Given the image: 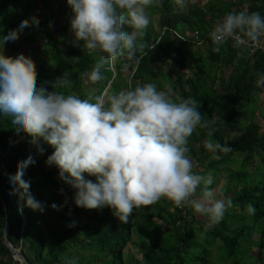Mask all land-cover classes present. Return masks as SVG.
<instances>
[{
  "label": "trees",
  "instance_id": "16d2710c",
  "mask_svg": "<svg viewBox=\"0 0 264 264\" xmlns=\"http://www.w3.org/2000/svg\"><path fill=\"white\" fill-rule=\"evenodd\" d=\"M145 8L150 23L138 38L143 51L104 64L102 79L96 82L87 74L107 54L86 50L82 40L73 43L67 0H0V51L26 56L40 44L44 55L32 51L28 57L35 65L36 84L82 99L92 97L93 102L104 95L107 103L111 95L146 83H155L176 102L194 98L207 126L196 127L185 155L199 163L193 172L211 173L213 183L199 185L192 199H200L205 187H218L231 206L218 221L201 213L213 226L202 225L193 206H178L167 197L134 209L126 223L109 207H78L75 190L60 178L55 165L46 164L54 148L43 140L32 143L9 117L0 116V264H20L5 244L7 223L9 242L29 264H263L264 51L251 48L255 41L246 37V45L237 46L230 38L215 51L210 32L229 12L264 15V0H203L186 7L177 0H152ZM30 17L38 23L4 49L3 35ZM124 29L131 31L127 25ZM259 43L264 46V36ZM258 111L263 124L256 120ZM209 140L232 150L214 153L205 146ZM29 155L35 163L26 168L23 179L30 181V193L44 202L43 212L27 207L7 183L16 174L17 161ZM85 176L95 181V176ZM53 202L62 205L60 210L50 207ZM72 221L76 223L69 227ZM130 245L139 247L141 259L130 257Z\"/></svg>",
  "mask_w": 264,
  "mask_h": 264
},
{
  "label": "clouds",
  "instance_id": "9594fccd",
  "mask_svg": "<svg viewBox=\"0 0 264 264\" xmlns=\"http://www.w3.org/2000/svg\"><path fill=\"white\" fill-rule=\"evenodd\" d=\"M151 2L67 0L73 43L82 40L86 50L107 54L87 74L91 81L102 79L104 64L125 53L135 57L138 50L143 51L145 45L138 38L150 23L145 5ZM177 3L186 7L187 0ZM33 23L38 20L30 17L3 35L4 49L8 41L18 40ZM125 25L130 26V32ZM261 36L264 15L247 10L226 13L210 32L217 45L215 51L230 38L239 46L247 40L258 43ZM34 67L22 53L11 57L5 55V50L0 51V116L9 117L17 125L16 131L28 134L32 143L43 140L54 148L46 164L55 165L60 178L75 190L76 206L109 207L126 223L134 209L167 197L178 206L186 202L214 220L224 217L232 201L216 199L211 188L205 187L200 199H192L199 185L213 183L211 173L203 176L193 172V163L185 155L189 152L188 138L196 127L207 126L194 98L176 102L155 83H146L111 95L107 103L104 95L95 96L93 102L92 97L82 99L38 86ZM260 77L264 79V73ZM64 79L67 82V77ZM205 146L214 153L232 150L219 141L209 140ZM33 163L31 155L17 161L16 174L8 177L7 183L27 207L43 212L44 202L30 193V181L23 179L26 168ZM85 173L95 176V181L86 178ZM50 207L60 210L62 205L53 202ZM249 209L254 211L251 205Z\"/></svg>",
  "mask_w": 264,
  "mask_h": 264
},
{
  "label": "rangeland",
  "instance_id": "374dc122",
  "mask_svg": "<svg viewBox=\"0 0 264 264\" xmlns=\"http://www.w3.org/2000/svg\"><path fill=\"white\" fill-rule=\"evenodd\" d=\"M203 2V0H187V4H190V3H198V2ZM187 6V5H186ZM146 9V8H145ZM158 18L156 17L155 18V21L157 20ZM157 22H155V24H156ZM74 37H73V41H74ZM78 44H79V42H78ZM32 51H35L37 54H40V55H44V53L42 52V46L39 44V45H35V46H32V48L31 49H28L27 51H26V56L27 57H30L31 56V52ZM115 64V60H113V65ZM166 66H167V64H166ZM161 69H166V67H165V65L163 64V65H161ZM187 72H189V71H187ZM167 88H168V90H169V86H167ZM260 113H259V111L258 112H256V120L259 122V123H261V124H263V122H262V120L260 119V115H259ZM192 163H193V169H192V171H195V170H197L200 166H199V163L198 162H196V161H191ZM226 178V177H225ZM224 181V180H223ZM214 191V193H215V198L216 199H223L222 198V196H221V194H220V188H216V189H214L213 190ZM224 200V199H223ZM198 219H199V221H201L202 222V225H205V226H209V224L211 225V226H213V224H211L210 223V221L208 220V219H204V217L202 216V214L201 213H198V217H197ZM261 227H263L264 228V223L261 225ZM258 235H260V234H258ZM259 238V236H256V239H258ZM137 240V239H136ZM135 240V241H136ZM128 252H129V254H130V257H132V258H136V259H141V254H140V249H139V247H137V246H134V245H130V247H129V249H128ZM14 258V257H13ZM14 260L16 261V262H18V263H20V264H25L24 263V261L22 260V259H20V260H18V259H15L14 258ZM214 264H217L216 262H214ZM263 264H264V262H263Z\"/></svg>",
  "mask_w": 264,
  "mask_h": 264
},
{
  "label": "water",
  "instance_id": "95a60500",
  "mask_svg": "<svg viewBox=\"0 0 264 264\" xmlns=\"http://www.w3.org/2000/svg\"><path fill=\"white\" fill-rule=\"evenodd\" d=\"M3 209L5 212L7 211V207H6V204L4 202H3ZM8 233H9V224L7 223L6 228H5V233H4V240H5V244H6L7 248L10 249V251L12 252L15 259H18V260L22 259L25 264H29V262L27 261L25 256L21 253L20 249H15L11 245V243L8 240Z\"/></svg>",
  "mask_w": 264,
  "mask_h": 264
},
{
  "label": "built area",
  "instance_id": "2783aa9c",
  "mask_svg": "<svg viewBox=\"0 0 264 264\" xmlns=\"http://www.w3.org/2000/svg\"><path fill=\"white\" fill-rule=\"evenodd\" d=\"M247 43L245 44H241V45H246ZM251 48H253L254 50L255 49H259V50H263L264 51V46H262L259 42H254L253 44H251L250 46Z\"/></svg>",
  "mask_w": 264,
  "mask_h": 264
}]
</instances>
